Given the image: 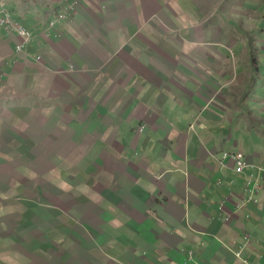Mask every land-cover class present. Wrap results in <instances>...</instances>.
Wrapping results in <instances>:
<instances>
[{
    "label": "crops",
    "instance_id": "obj_1",
    "mask_svg": "<svg viewBox=\"0 0 264 264\" xmlns=\"http://www.w3.org/2000/svg\"><path fill=\"white\" fill-rule=\"evenodd\" d=\"M8 14L31 39L0 27V264L61 245L64 217L43 230L29 187L112 219L55 264H264V0H0Z\"/></svg>",
    "mask_w": 264,
    "mask_h": 264
},
{
    "label": "rangeland",
    "instance_id": "obj_2",
    "mask_svg": "<svg viewBox=\"0 0 264 264\" xmlns=\"http://www.w3.org/2000/svg\"><path fill=\"white\" fill-rule=\"evenodd\" d=\"M207 1L209 3L213 2V0H207ZM49 188L50 189L47 192L40 191L39 193L37 191V187H29V198L36 197V199H38V201L40 202L39 204L44 209V218H45L44 227H43V223L42 224L40 223V227H42L43 230H47L48 228L51 229L52 227H54L52 223L53 222L52 220L54 219V212H57L64 217L63 221L61 220L62 233L64 232L62 235L63 239H61L62 243L60 241V243L58 244L61 245H57L56 249H51V251H49L50 254L46 256L47 259L46 264H55L57 261H59L58 259L59 254H60V259L62 260L63 259L67 260L69 258V260L67 261L69 263L74 260L72 258H75L76 255V253L74 252L73 254H71L70 251L72 250L74 251V249L77 248L79 250V251L77 250V252H81L82 250L95 247L96 244H92V242L99 243V247H101L102 237L97 238V236L99 235V233L103 231L104 226L113 223L110 222L112 221L111 217L108 219L105 217L106 212L103 211L101 205L98 206L91 205L93 204V201L86 198L85 197L86 195L82 191L80 193L78 190H74V188L72 190H66V192H63L62 188L61 191L55 190V188L52 187ZM55 196L60 198L59 204L53 203ZM45 199L46 201H42ZM96 208L99 210H96ZM50 222L51 225H49ZM71 227L73 229H71ZM110 227H112V225ZM70 232L72 233V237L74 238V240L75 241L77 240V245L75 244V242L73 241L71 242L69 240V236L67 235H69ZM65 233L67 235H65ZM58 235L61 236V233ZM59 238L60 237H58V240ZM58 246H61V251L63 250L62 253L57 252L60 248ZM69 247L72 250L71 249L69 250ZM110 247L111 245L109 244V249H107L105 253L111 257H117L116 253H113ZM76 256L81 258V256L79 255ZM60 263H62V261ZM83 264H87V263L85 262Z\"/></svg>",
    "mask_w": 264,
    "mask_h": 264
},
{
    "label": "built area",
    "instance_id": "obj_3",
    "mask_svg": "<svg viewBox=\"0 0 264 264\" xmlns=\"http://www.w3.org/2000/svg\"><path fill=\"white\" fill-rule=\"evenodd\" d=\"M58 18H65V15H59ZM54 22H51L50 24H53ZM0 27L4 28V30L7 33H15L17 34L23 43H27L31 39V33L30 30L23 25L19 24L18 22L11 19L10 15H5L3 19H0ZM22 48V44L17 47V51H20ZM144 127H140L139 131H143ZM235 161V171L237 174H244L245 171L250 167L248 163V159L244 153H237L233 155L232 157ZM256 183H260V181H255ZM223 183L219 182L218 186H221ZM252 183L251 181L248 182V187L245 188V199L237 206V209H243L248 207L251 204L257 203L259 198V187H257V184H255L254 187H251ZM225 202L224 204H226ZM225 207V206H224ZM222 207V208H224ZM243 244L239 247V250L235 252L236 256L239 259H244V252L249 246V242L251 241V235H247L244 237ZM247 261V260H246Z\"/></svg>",
    "mask_w": 264,
    "mask_h": 264
}]
</instances>
